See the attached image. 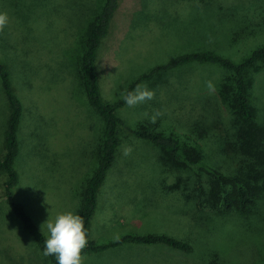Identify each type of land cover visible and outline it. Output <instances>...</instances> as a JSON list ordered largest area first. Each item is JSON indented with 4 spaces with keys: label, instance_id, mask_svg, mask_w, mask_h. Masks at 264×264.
<instances>
[{
    "label": "rangeland",
    "instance_id": "rangeland-1",
    "mask_svg": "<svg viewBox=\"0 0 264 264\" xmlns=\"http://www.w3.org/2000/svg\"><path fill=\"white\" fill-rule=\"evenodd\" d=\"M94 1L56 0L52 13L46 0H0V12L8 15L0 31V61L7 64L23 107L21 186L16 194L24 198L46 236L47 219L65 211L78 213L82 189L95 167L97 148L92 143L99 120L77 77L83 26L99 5ZM260 45L264 0H120L98 49L100 96L104 102L117 101L140 75L185 53L208 51L238 61ZM263 70L255 74L251 100L264 114ZM232 80L230 71L214 64L191 62L159 69L139 82L154 92L152 100L134 107L125 103L116 111L124 126L117 132L115 161L97 191L89 240L105 244L126 234L150 233L185 239L191 248L122 243L82 254L83 264H264L261 218L207 216V210L195 208L180 190H170L176 174L162 162L160 150L130 131L144 125L174 135L183 149L179 160L185 163L192 153H199L191 149L197 143L202 158L197 164L187 162V171L212 168L214 163L231 170V151L223 159L216 140L235 120L221 96ZM208 81L213 91L206 87ZM7 111L0 87V153ZM157 111L161 115L152 123ZM34 126H39L47 145L43 158L33 152ZM125 146L132 149L128 156L123 155ZM39 177V187H25ZM3 179L0 174V189ZM0 264H51L6 206L0 209Z\"/></svg>",
    "mask_w": 264,
    "mask_h": 264
},
{
    "label": "trees",
    "instance_id": "trees-1",
    "mask_svg": "<svg viewBox=\"0 0 264 264\" xmlns=\"http://www.w3.org/2000/svg\"><path fill=\"white\" fill-rule=\"evenodd\" d=\"M119 2L120 0H96L93 2L99 5L91 11L92 13L83 26L85 29L78 56L79 86L85 95L87 104L99 120V131L96 134L95 143H92L97 148L95 167L82 189L81 203L77 213L83 217L84 227L87 229L88 244L82 254L130 242L136 244L162 242L175 248L189 250L191 246L185 239L150 233L144 235L126 234L105 244H94L89 240V226L96 207L97 191L115 161L116 151L120 144L117 132L120 126H124L123 120L116 111L125 103L121 98L113 103L104 102L101 99L99 73L96 65L100 42L108 34ZM46 3L50 12L54 13L56 0L54 2L51 0V3L50 0H46ZM191 62L218 65L232 73V83L225 85L221 96L225 104L230 107L235 120L231 124V129H226L224 135L218 137L216 142L220 145L223 159L231 151V159L235 167L226 171L221 170L220 165L214 163L212 168L202 166L197 171L190 169L187 171L184 169L186 166L188 167L187 162L197 164L199 162L196 159L202 158V155L199 154L202 152V147L197 143L191 149L199 150V153H192L186 158L185 163L179 160L183 149L180 140L174 135L159 130H149L144 125L130 129V131L136 136L150 141L160 150L162 162L170 166L171 173L176 174V180L171 184L174 187H171L170 190H180L183 198L193 203L195 208L207 210L205 212L207 216L211 213L215 217L231 215L249 220L256 215L255 219L261 218L264 222V114L261 109L252 104L251 100V92L256 83L255 74L264 68V45L255 47L247 56L238 61L208 51L185 53L171 59L165 65L153 67L140 75L128 86L127 90L130 91L139 82L150 79L159 69H169L175 65ZM0 87L8 108L1 131L3 146L0 153V174L4 176V179L0 189V209L1 206H6L12 217L20 221L22 229L43 252V242L47 236L27 211L24 198L16 194L17 188L21 186L18 163L22 145L19 132L23 107L20 98L15 93L10 70L3 61H0ZM262 109L264 110L263 106ZM38 128L39 126H34L30 133V139L34 141L35 156L43 158L47 145L44 144ZM205 128H207V124ZM193 141L196 142V140ZM192 157L195 158L192 159ZM42 178H34L25 187H39ZM31 190L33 191V189ZM254 225L255 223L249 225V228ZM47 258L51 264H56L54 256H47Z\"/></svg>",
    "mask_w": 264,
    "mask_h": 264
},
{
    "label": "clouds",
    "instance_id": "clouds-1",
    "mask_svg": "<svg viewBox=\"0 0 264 264\" xmlns=\"http://www.w3.org/2000/svg\"><path fill=\"white\" fill-rule=\"evenodd\" d=\"M8 23L6 12H0V31ZM206 87L214 90L211 81L206 83ZM154 92L148 88L146 83L137 84L132 90H124L120 93V98L129 107H134L145 101L152 100ZM161 115L157 111L151 118L155 123L157 116ZM132 152L130 146L123 148V155L128 156ZM46 225L47 238L44 240L43 255L54 256L56 264H83V250L87 247V229L84 227V219L81 215L73 211L58 213L54 219H47L43 224Z\"/></svg>",
    "mask_w": 264,
    "mask_h": 264
},
{
    "label": "crops",
    "instance_id": "crops-1",
    "mask_svg": "<svg viewBox=\"0 0 264 264\" xmlns=\"http://www.w3.org/2000/svg\"><path fill=\"white\" fill-rule=\"evenodd\" d=\"M90 227V226H89ZM85 254V253H84Z\"/></svg>",
    "mask_w": 264,
    "mask_h": 264
}]
</instances>
